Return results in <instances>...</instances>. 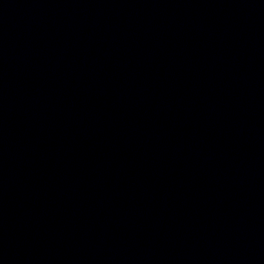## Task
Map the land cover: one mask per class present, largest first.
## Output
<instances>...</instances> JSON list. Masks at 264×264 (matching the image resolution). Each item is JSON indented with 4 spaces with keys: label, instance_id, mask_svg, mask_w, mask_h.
<instances>
[{
    "label": "water",
    "instance_id": "water-1",
    "mask_svg": "<svg viewBox=\"0 0 264 264\" xmlns=\"http://www.w3.org/2000/svg\"><path fill=\"white\" fill-rule=\"evenodd\" d=\"M0 264H264V0H0Z\"/></svg>",
    "mask_w": 264,
    "mask_h": 264
}]
</instances>
